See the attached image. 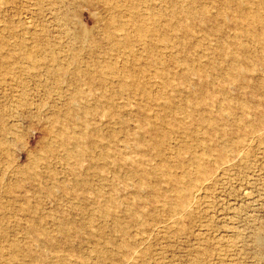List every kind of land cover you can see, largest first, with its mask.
<instances>
[{
    "label": "rangeland",
    "instance_id": "obj_1",
    "mask_svg": "<svg viewBox=\"0 0 264 264\" xmlns=\"http://www.w3.org/2000/svg\"><path fill=\"white\" fill-rule=\"evenodd\" d=\"M0 264H264V0H0Z\"/></svg>",
    "mask_w": 264,
    "mask_h": 264
},
{
    "label": "bare ground",
    "instance_id": "obj_2",
    "mask_svg": "<svg viewBox=\"0 0 264 264\" xmlns=\"http://www.w3.org/2000/svg\"><path fill=\"white\" fill-rule=\"evenodd\" d=\"M18 3V2H17ZM26 94V93H25ZM63 173V172H62ZM11 186V185H10ZM11 190H13V189H11ZM96 216V215H95ZM4 263V262H3Z\"/></svg>",
    "mask_w": 264,
    "mask_h": 264
}]
</instances>
